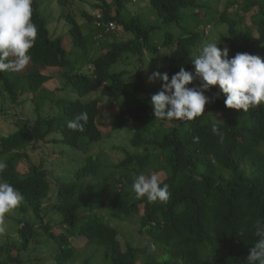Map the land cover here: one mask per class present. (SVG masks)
<instances>
[{"label":"trees","instance_id":"1","mask_svg":"<svg viewBox=\"0 0 264 264\" xmlns=\"http://www.w3.org/2000/svg\"><path fill=\"white\" fill-rule=\"evenodd\" d=\"M69 1L55 0L60 8ZM94 1L101 18L90 34L84 36L73 17L65 16L75 49L68 52L61 37L50 36L47 16L39 13V0H32L38 35L29 52L30 67L24 72H0V100L17 106L22 103L19 98L26 97L34 114L32 122L24 121L13 133L0 136V158L7 164L0 180L23 197L16 208L22 216L14 220L17 239L0 244V264H35L25 255L37 250L40 235L52 241L49 258L55 264L75 258L71 241L77 238H84L88 246L107 247L109 264H247L248 250L258 239L253 224L257 219L264 223V104L246 112L227 109L225 97L216 95L218 88L212 87L203 93L209 98L203 115L191 121L154 118L150 100L161 85L145 83L141 64L145 52L157 51L150 43L156 27L162 30L161 46L170 49L161 71L169 79L181 67L190 72L193 49L204 37L192 30L201 22L200 14L215 26H226L218 46L228 48L229 59L238 52L264 54V0H243L231 19L238 0H227L219 12L205 0H148L158 20L155 26L144 14L123 17L126 0ZM253 9L256 12L246 25L244 15ZM82 15L88 22L95 20ZM188 17L194 19L193 26L184 25ZM109 22L121 27L125 36L106 33ZM171 27L179 29L177 35ZM99 34L110 41L101 43L100 54L93 56L99 51L92 53L90 48ZM127 55L140 65L131 79L125 78V71H110ZM84 67L91 68L90 76L81 72ZM54 78L62 81L55 91H69L74 97L57 98L55 91L48 90L45 85ZM194 86L199 81L190 84ZM97 91L98 97L81 101ZM105 97L122 99L111 129L134 127L129 146L135 152L120 148L124 158L115 164L90 153L103 137L96 121L97 106ZM46 103L54 109L43 114ZM85 111V130L69 129L67 122ZM214 123L224 134L223 142L211 131ZM193 137H199V142L194 143ZM45 141L58 147V162L68 156L67 176H56L52 162L51 170L43 163L20 166L27 151ZM151 172L158 174L161 186L168 185L167 202L136 199L132 192L134 177ZM85 179L90 182L88 188L83 185ZM104 208L111 219L136 222L138 232L161 255L147 246L126 245L122 250L117 232L100 213ZM55 227L61 228L57 235L51 232ZM90 261L91 256L85 257L82 264Z\"/></svg>","mask_w":264,"mask_h":264},{"label":"rangeland","instance_id":"2","mask_svg":"<svg viewBox=\"0 0 264 264\" xmlns=\"http://www.w3.org/2000/svg\"><path fill=\"white\" fill-rule=\"evenodd\" d=\"M209 2L212 9L216 12L221 11L224 3L227 0H205ZM243 0H238L237 5L233 7L231 13L229 14V18L234 17L235 11L239 10L240 5ZM40 7L39 13L41 16H47V29L52 38L61 37L65 49L70 52L74 51L73 44L71 41L70 34L68 32L69 26L66 22L65 16L70 15L73 17L77 25L80 27L82 34L84 36L90 34L93 27V22H88L87 19L82 15L83 13L94 16L97 12H100L99 9H94L93 5L96 3L94 0H70L65 8H60L57 6L55 0H39ZM256 12V9H253L250 13L244 15V23L249 25L250 16ZM144 14L147 22L151 25L158 24V20L155 18L154 11L150 8L148 4V0H126L125 9L122 12L123 17H129L131 15H141ZM207 15L200 14L197 19H200L198 27H193L195 32L204 35L201 41L196 45L193 49L192 57L198 54L200 48L207 42H216L218 43L220 34L225 32L226 26L219 25L215 26L211 22L208 21ZM194 19L188 17L184 20V25L193 26L192 23ZM179 32L178 28L171 27V33L173 35H177ZM162 30L158 28H153L150 34V43L153 46L157 47L156 53L154 52H145L144 53V61L141 64L142 72L144 74L145 83L151 86H160L162 82L160 80H155L149 82L148 77L154 72L158 71L163 73L161 70L165 68L166 63L163 61L165 56H168L170 49L161 46L162 44ZM116 38L124 37L125 34L119 30L114 33ZM112 40V39H111ZM105 41H110V38H105L103 36L97 35L94 38V45L91 49L92 53L99 51V47H101V43ZM218 46V45H217ZM219 47V46H218ZM225 46H220L219 48L223 49ZM97 49V51H96ZM100 51L94 54L93 56H98ZM262 59H264L263 53H258ZM72 58V57H70ZM139 63L130 55L123 56L115 65H113L110 69L111 72H121L125 71L127 74L125 78L133 77L137 68L139 67ZM30 67V62L20 72H24ZM82 73L87 76L91 75V68L84 67L81 70ZM194 74V67L190 71ZM58 80V81H57ZM196 82L195 80L193 83ZM62 83L61 80L54 78L49 81L45 87L48 90L55 91L59 85ZM187 87L190 88V85ZM99 92H93L87 95L86 97L81 98L82 102L90 101L96 97H98ZM55 96L57 98H72L74 97L69 91L65 92H57L55 91ZM26 97H20L18 101L22 102L19 105H11L7 101L0 100V109L4 110V113H0V136H7L13 133L17 127L21 126L24 121L32 122L34 119L33 109L31 107V103L27 102ZM121 98H103L102 103H100L97 108L99 110V115L96 121L97 127L101 130L103 137L100 142H98L91 150V154L97 155L106 159L113 164L118 163L124 158L123 152L120 148H125L129 152L134 153L135 151L129 146V140L132 137L134 127L132 125H126L122 129L118 131H113L112 127V119L116 115L117 107L121 104ZM54 109L53 105L46 103L43 109V114H48L52 112ZM58 147L52 146L47 141L38 142L34 145L33 149L27 151V159H23L20 162V166L22 168L29 167L30 164H39L43 163L47 170H51L49 163H54V167L52 169H56L54 174L56 176H67L69 170L65 169L67 164L69 163L68 156L62 157V160L58 162L56 158L59 157L57 152ZM3 159L0 158V161ZM110 170H107V173L110 174ZM159 177V176H158ZM85 188L90 186L89 180L85 179L82 181ZM100 213L104 216L105 223L108 227L115 229L117 232V240L121 246V249L124 250L126 245H131L134 247H144L147 246L151 252L155 255L160 256L161 252L156 250L151 246L150 239L145 234H140L138 232V224L136 222H120L114 219H111L107 215V208H104L100 211ZM29 216H31L28 213ZM21 214L13 209L5 216L6 221V231L4 234L0 235V244L5 243V241L16 240V224L14 220L21 218ZM53 234L57 235L61 232V228L55 227L51 231ZM39 245L37 250L26 253L29 255V259L36 261L35 264H55L50 258L49 255L53 251L52 241L49 240L46 236L40 235ZM71 246L75 249V258L67 264H82V261L85 257L91 256L90 264H109L108 261V248L107 247H95L88 246L86 244V240L84 238H77L71 241ZM22 255V256H24ZM24 257V258H26Z\"/></svg>","mask_w":264,"mask_h":264},{"label":"clouds","instance_id":"3","mask_svg":"<svg viewBox=\"0 0 264 264\" xmlns=\"http://www.w3.org/2000/svg\"><path fill=\"white\" fill-rule=\"evenodd\" d=\"M37 35V26L32 22V0H0V72L25 69ZM217 45L207 42L200 48L191 60L194 74L181 67L170 79L167 72L158 71L148 77L149 82H162L161 90L150 100L154 118L191 121L203 115L209 103L203 93L212 87L218 88L216 95L225 97L227 109L246 112L250 107L264 104V59L247 52H238L229 59L228 48L221 49ZM194 80L199 81V86L187 87ZM87 120V112H81L67 122V127L83 132ZM211 131L223 142L224 134L217 124L212 125ZM193 142H199V137H193ZM6 168L7 164L0 161V172ZM131 190L136 199L146 198L150 202H167L171 195L167 184L161 186L156 172L135 176ZM22 199L18 190L0 180V235L6 231V214L18 208ZM253 228L258 239L249 248L246 261L247 264H264V223L257 219ZM152 247L155 248V244Z\"/></svg>","mask_w":264,"mask_h":264},{"label":"built area","instance_id":"4","mask_svg":"<svg viewBox=\"0 0 264 264\" xmlns=\"http://www.w3.org/2000/svg\"><path fill=\"white\" fill-rule=\"evenodd\" d=\"M94 18H95L94 25L99 26L100 25L99 19L101 18V13L97 12L94 15ZM119 30H120V27L114 22L107 23L106 26H105V29H104V31L106 33H108V32L114 33V32L119 31Z\"/></svg>","mask_w":264,"mask_h":264}]
</instances>
